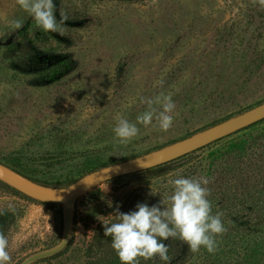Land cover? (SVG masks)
Masks as SVG:
<instances>
[{
    "label": "rangeland",
    "instance_id": "rangeland-1",
    "mask_svg": "<svg viewBox=\"0 0 264 264\" xmlns=\"http://www.w3.org/2000/svg\"><path fill=\"white\" fill-rule=\"evenodd\" d=\"M67 16L57 42L16 0H0V163L28 179L67 188L96 170L159 150L264 103V8L253 0H54ZM22 21L15 29L11 21ZM21 31L22 34H19ZM46 34V32L42 31ZM48 33V32H47ZM33 39V40H31ZM65 56L72 72L39 86L37 59ZM163 81L162 86H154ZM172 93V127L137 124L127 143L115 138L118 114L135 123L141 97ZM264 175V121L157 170L103 183L79 198L63 252L34 264H83L86 249L117 206L137 198L152 205L169 181L205 177L212 212L227 229L218 249L178 264H264L259 180ZM1 183V182H0ZM144 201V200H141ZM0 230L10 264L58 245L63 206L43 204L0 185ZM177 264V263H176Z\"/></svg>",
    "mask_w": 264,
    "mask_h": 264
},
{
    "label": "clouds",
    "instance_id": "clouds-1",
    "mask_svg": "<svg viewBox=\"0 0 264 264\" xmlns=\"http://www.w3.org/2000/svg\"><path fill=\"white\" fill-rule=\"evenodd\" d=\"M17 5L27 12L37 28L44 32H62L67 20L61 14L56 17L54 0H16ZM254 4L264 8V0H253ZM15 29L22 27V21L13 20ZM157 81L154 86H162ZM146 110L130 122L120 114L116 117L113 128L115 138L127 143L139 134L137 124L152 126L167 132L174 122L176 108L172 93L161 92L153 97H141ZM210 181L205 177L185 178L178 176L169 181L171 191L159 205L149 207L145 203L137 204L136 210L122 213L119 206L113 214V220L103 223L104 236L111 238V247L117 254L121 264H140L141 259L148 261L158 257L168 262V246L164 243L169 238H179L189 249L197 252L201 247L209 253L218 249L216 237L227 231L223 222V213L212 212L208 197L211 190ZM9 238L0 230V264H10Z\"/></svg>",
    "mask_w": 264,
    "mask_h": 264
},
{
    "label": "water",
    "instance_id": "water-1",
    "mask_svg": "<svg viewBox=\"0 0 264 264\" xmlns=\"http://www.w3.org/2000/svg\"><path fill=\"white\" fill-rule=\"evenodd\" d=\"M263 120L264 103L159 150L91 172L67 188L36 183L0 163L1 183L40 203L63 206V233L60 243L26 258L20 264H34L65 250L70 241L74 205L93 188L173 162Z\"/></svg>",
    "mask_w": 264,
    "mask_h": 264
},
{
    "label": "trees",
    "instance_id": "trees-1",
    "mask_svg": "<svg viewBox=\"0 0 264 264\" xmlns=\"http://www.w3.org/2000/svg\"><path fill=\"white\" fill-rule=\"evenodd\" d=\"M21 31L19 34H22ZM38 42H57L58 37L53 32L43 33L40 30L35 31V36ZM33 40V39H31ZM38 64V80L40 83L39 86H47L56 83L57 81L63 79L67 75H69L73 70L72 61L65 56H47L42 59L38 58L36 61ZM264 121V120H263ZM262 122V121H261ZM260 123V122H259ZM257 124V123H256ZM255 125V124H254ZM253 126V125H252ZM251 127V126H250ZM249 128V127H248ZM247 129V128H246ZM245 130V129H244ZM176 161V160H175ZM171 163V162H170ZM165 165L159 166L157 168L151 169L153 171L157 170L160 167H164ZM150 171V170H149ZM259 190H260V202H261V221L262 226L264 227V175H261V179L259 180ZM2 185V183H0ZM140 195V191L134 193L129 201L125 204L126 209H130L133 201L134 204L145 203L149 207L153 206L146 196L143 195L141 199L137 198ZM144 200V201H141ZM131 212V211H128ZM127 212V213H128ZM103 225L98 229L96 234V244L92 243L88 249H86V260L83 264H121L117 254L111 247V238L105 237ZM164 243L168 246V256L169 261L164 262L161 261L158 257L145 261L141 259L140 264H178V262L184 257L186 250V243L177 238H169ZM262 258L264 261V251L262 252Z\"/></svg>",
    "mask_w": 264,
    "mask_h": 264
}]
</instances>
